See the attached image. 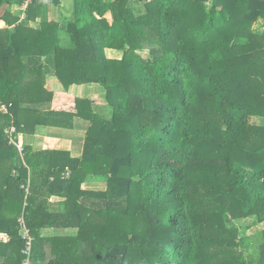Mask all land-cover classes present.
I'll return each mask as SVG.
<instances>
[{
    "label": "trees",
    "instance_id": "obj_1",
    "mask_svg": "<svg viewBox=\"0 0 264 264\" xmlns=\"http://www.w3.org/2000/svg\"><path fill=\"white\" fill-rule=\"evenodd\" d=\"M1 20L0 264H23L22 220L32 263L38 240L46 264H264V230L253 244L234 225L264 221V0H0ZM50 73L65 91L102 85L111 116L47 90ZM76 119L81 157L5 135ZM52 227L79 233L41 235Z\"/></svg>",
    "mask_w": 264,
    "mask_h": 264
},
{
    "label": "crops",
    "instance_id": "obj_2",
    "mask_svg": "<svg viewBox=\"0 0 264 264\" xmlns=\"http://www.w3.org/2000/svg\"><path fill=\"white\" fill-rule=\"evenodd\" d=\"M71 2V0H70ZM66 4L67 6L70 4ZM65 5V4H64ZM23 8V7H22ZM54 9L53 6L50 7L49 10ZM5 24L4 21H0ZM2 27V26H0ZM110 49H108L109 51ZM120 53V52H119ZM49 84V86H48ZM50 82L46 83V89L49 91H59L62 93H68L70 95H77V97H84L81 94H77L75 89V84L71 85L68 91L64 90L63 86H58L56 87L54 84ZM56 87V88H55ZM91 87H96L95 85H91ZM74 88V89H72ZM102 89V88H101ZM100 88L98 89L99 91L101 90ZM98 91V92H99ZM104 91V90H103ZM94 93L90 94L89 97L93 98ZM94 99V98H93ZM79 123H84V120L81 119H76L75 124L76 126L73 129H68V128H61V127H49L46 129L39 128L38 132L36 134H23L24 138V143L31 144L35 148V150H40L43 147L46 146V140H52V139H58V140H63V145L61 147H69L72 155L74 157H81L83 153V147H84V141H85V131L83 129V125ZM43 129V130H42ZM67 144V145H66ZM98 181H89L86 182L82 185L83 188L85 189H90V188H100L103 189V183H96ZM97 185V186H96ZM100 185V186H99ZM65 201L63 197H52L50 199V205L51 208L55 211H63L65 207ZM79 233L77 228H60V227H52V228H44L41 231V235L43 237H59V236H77ZM8 235L5 233H0V240L3 241H8ZM36 248L37 250V256L38 260L35 263L31 264H46L51 258V249L49 244H46L43 241H36Z\"/></svg>",
    "mask_w": 264,
    "mask_h": 264
},
{
    "label": "rangeland",
    "instance_id": "obj_3",
    "mask_svg": "<svg viewBox=\"0 0 264 264\" xmlns=\"http://www.w3.org/2000/svg\"><path fill=\"white\" fill-rule=\"evenodd\" d=\"M69 2H70V0H63L65 7H67L66 4H68ZM22 9H23L22 7H20L18 5H14L12 10L15 12V14H20V15L22 14V16L25 17V14L23 12H21ZM65 12L68 13V8H66ZM45 15L50 20L53 19V20H60L61 21L63 19L60 16V10H58L57 8H54L52 10H48L45 13ZM41 17L42 16H40V19H41ZM108 17H109V20L112 21V15L109 14ZM0 26L4 27L5 25H4V23L0 22ZM254 29L259 31V32L264 33V20L263 21L260 20V21L256 22V24L254 25ZM141 53L144 57H147V52H141ZM106 54H107V56L112 57V58L122 56V54H120L117 51H113V50H109V51L106 50ZM53 67H54V65L51 66V68H53ZM48 82L54 84L56 87H58L60 85L63 86V83L58 79V77L52 73L47 75L46 83H48ZM91 85H95L96 87L95 88L91 87ZM48 86H49V84H48ZM99 88L100 89L102 88V89L99 91L98 90ZM72 89H74V88H72ZM74 91H76L77 94H81L82 96H84L81 98H89L91 100H95L96 101L95 106H97L100 113H102L103 115H106V116H111L112 112L110 110V106H109L108 102L106 101V89L102 85L94 84V83L75 84ZM92 93L95 94L93 97L94 99L89 97V95ZM71 96H73V95H71ZM75 96H77V95H75ZM2 107H3V105H2ZM79 124L83 125L84 127L88 125L86 121H84V123H79ZM84 131H85V129H84ZM23 141H24V138H23ZM61 141H63V140H61ZM54 142H58V139H52L51 144L54 145ZM234 225L239 227L241 235H244L245 237H247L249 241L253 242V244H254V242L257 243L259 241V236L261 235L262 231L264 230V221L260 222L257 216L248 217L245 219H237V220H235Z\"/></svg>",
    "mask_w": 264,
    "mask_h": 264
},
{
    "label": "built area",
    "instance_id": "obj_4",
    "mask_svg": "<svg viewBox=\"0 0 264 264\" xmlns=\"http://www.w3.org/2000/svg\"><path fill=\"white\" fill-rule=\"evenodd\" d=\"M2 109L7 111L5 105H3ZM5 135L8 139L9 145L16 146L20 152L23 151V147H24L23 134L17 130L16 126L8 127L5 130ZM21 234L25 240V247L23 249V252L26 256H25L23 264H31L32 263L31 253L33 249L34 238L31 235L29 228L25 225V223H23V220H22Z\"/></svg>",
    "mask_w": 264,
    "mask_h": 264
}]
</instances>
